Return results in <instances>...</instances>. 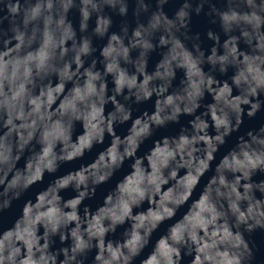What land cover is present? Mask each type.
Listing matches in <instances>:
<instances>
[{
  "label": "clouds",
  "instance_id": "1",
  "mask_svg": "<svg viewBox=\"0 0 264 264\" xmlns=\"http://www.w3.org/2000/svg\"><path fill=\"white\" fill-rule=\"evenodd\" d=\"M0 264H264V0H0Z\"/></svg>",
  "mask_w": 264,
  "mask_h": 264
}]
</instances>
